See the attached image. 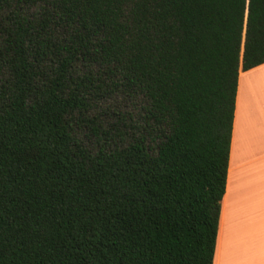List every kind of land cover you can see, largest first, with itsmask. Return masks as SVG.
Listing matches in <instances>:
<instances>
[{"label": "trees", "instance_id": "trees-1", "mask_svg": "<svg viewBox=\"0 0 264 264\" xmlns=\"http://www.w3.org/2000/svg\"><path fill=\"white\" fill-rule=\"evenodd\" d=\"M262 64L264 0H0V264H214Z\"/></svg>", "mask_w": 264, "mask_h": 264}, {"label": "crops", "instance_id": "crops-1", "mask_svg": "<svg viewBox=\"0 0 264 264\" xmlns=\"http://www.w3.org/2000/svg\"><path fill=\"white\" fill-rule=\"evenodd\" d=\"M214 264H264V64L239 75Z\"/></svg>", "mask_w": 264, "mask_h": 264}]
</instances>
